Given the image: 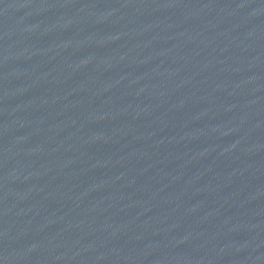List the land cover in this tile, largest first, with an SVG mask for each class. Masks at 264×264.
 <instances>
[{
	"label": "water",
	"instance_id": "1",
	"mask_svg": "<svg viewBox=\"0 0 264 264\" xmlns=\"http://www.w3.org/2000/svg\"><path fill=\"white\" fill-rule=\"evenodd\" d=\"M0 264H264V0H0Z\"/></svg>",
	"mask_w": 264,
	"mask_h": 264
}]
</instances>
